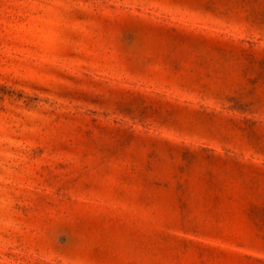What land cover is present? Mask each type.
Segmentation results:
<instances>
[{
    "label": "rangeland",
    "instance_id": "rangeland-1",
    "mask_svg": "<svg viewBox=\"0 0 264 264\" xmlns=\"http://www.w3.org/2000/svg\"><path fill=\"white\" fill-rule=\"evenodd\" d=\"M0 264H264V0H0Z\"/></svg>",
    "mask_w": 264,
    "mask_h": 264
}]
</instances>
